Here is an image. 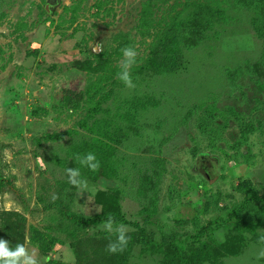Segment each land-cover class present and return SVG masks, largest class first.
Returning a JSON list of instances; mask_svg holds the SVG:
<instances>
[{
    "label": "rangeland",
    "instance_id": "1",
    "mask_svg": "<svg viewBox=\"0 0 264 264\" xmlns=\"http://www.w3.org/2000/svg\"><path fill=\"white\" fill-rule=\"evenodd\" d=\"M176 25L180 70L155 72ZM125 46L132 89L116 79ZM128 103L137 116L98 138ZM87 152L101 167L81 168L80 195L65 169ZM0 177V238L41 264H264V0H0ZM109 214L123 253L106 251Z\"/></svg>",
    "mask_w": 264,
    "mask_h": 264
},
{
    "label": "clouds",
    "instance_id": "2",
    "mask_svg": "<svg viewBox=\"0 0 264 264\" xmlns=\"http://www.w3.org/2000/svg\"><path fill=\"white\" fill-rule=\"evenodd\" d=\"M102 51V45H97L96 49ZM122 59L119 62V71L116 73V79L122 83L126 88H135L133 80L132 69L138 63V51L133 46H125L121 49ZM76 162L80 167L65 169L68 183L75 187L79 194L89 192L92 189L89 187V182L82 176L81 168H87L89 171L96 172L100 169L101 164L97 156L93 152H87L83 155H75ZM59 197L52 196L55 201ZM103 231L110 236H115L114 240H109L106 246V251L110 254L123 253L127 248L131 237L128 235V227L119 223L115 216L109 214L99 226ZM260 256L264 257V251L260 252ZM0 264H41V259L37 253L30 250L24 243H17L15 246L10 245L8 240L0 238Z\"/></svg>",
    "mask_w": 264,
    "mask_h": 264
},
{
    "label": "trees",
    "instance_id": "3",
    "mask_svg": "<svg viewBox=\"0 0 264 264\" xmlns=\"http://www.w3.org/2000/svg\"><path fill=\"white\" fill-rule=\"evenodd\" d=\"M255 30L257 29V32H259V28L260 26H255ZM180 30V25H176L174 26L166 35L165 39L166 40L165 42H159V46L160 48H162V50H160L159 52H156L155 56H156V59L153 58L154 60H156V62H151L150 66L152 67V69H154L155 72H160V73H163V72H166V73H175V72H178L180 70V62L177 63V59H178V55L179 53L181 52V50L179 49V39L180 36L177 34ZM202 33H204V29L202 30ZM259 36H262L259 34ZM183 39L185 40V36H183ZM108 54H110L108 51H104V52H101L100 54V58L101 59H108L109 56ZM164 58V61L167 59V64L168 66H166L164 64V66L162 65V62H160V58ZM151 61V60H150ZM128 105V106H127ZM140 108L141 106L138 105V104H126V109L125 110V113H122L121 115L120 114H117V115H113L112 117H109V121H104V126H103V132L101 131L100 133H97V136L98 138H104L105 135V139H110L111 138V134L113 133L110 132L109 134V131L111 130V127L113 125V123H115L117 121V117L118 118H121V119H126V116H132L133 118L135 116H137V113L140 111ZM102 109H101V106H100V103L96 104L93 108V111L92 113L94 112H101ZM101 120V119H100ZM101 124L100 121L98 122H95L91 125H89L86 120L83 121L82 123V127H84L85 129L89 130L91 133L94 132L93 129H97V125ZM96 135V134H95ZM106 146V145H105ZM107 147V146H106ZM108 148V147H107ZM214 158L215 159V162L218 163L217 161V158L216 156H209L208 154L206 153H201V154H198L197 158L195 159V162L196 160H199L201 158ZM194 170L196 173L200 174L198 172V169H197V165L196 163H194ZM218 173V172H217ZM201 175V174H200ZM7 182L6 180H4L3 178L0 177V191L3 189L4 187V183ZM100 218L96 217L94 219H89V220H79L80 222H82L83 224H94V223H97L99 221ZM12 232V231H10Z\"/></svg>",
    "mask_w": 264,
    "mask_h": 264
},
{
    "label": "flooded vegetation",
    "instance_id": "4",
    "mask_svg": "<svg viewBox=\"0 0 264 264\" xmlns=\"http://www.w3.org/2000/svg\"><path fill=\"white\" fill-rule=\"evenodd\" d=\"M198 172L203 176L204 179H210L217 175L218 163L215 162L214 158H201L196 160Z\"/></svg>",
    "mask_w": 264,
    "mask_h": 264
}]
</instances>
